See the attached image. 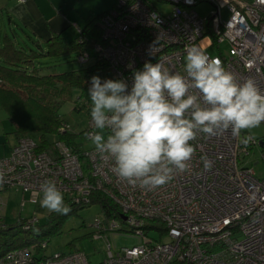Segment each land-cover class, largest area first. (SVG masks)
I'll return each mask as SVG.
<instances>
[{"label":"built area","instance_id":"2783aa9c","mask_svg":"<svg viewBox=\"0 0 264 264\" xmlns=\"http://www.w3.org/2000/svg\"><path fill=\"white\" fill-rule=\"evenodd\" d=\"M160 2L172 4L171 10L160 11ZM200 3L212 6L206 18L195 10ZM100 25L106 44L96 45V55L107 61L115 80H124L129 91L134 72L146 62H162L170 73L186 76V49L195 45L210 58H219L238 82L252 78L264 92V4L257 0H116ZM207 33L213 37L216 55L199 43ZM89 57L83 54L79 59ZM66 128L70 130V125L62 131ZM93 131L89 116L86 141H90L86 134ZM249 136L252 139L245 145L248 136L243 132L239 137L230 129L214 137L198 133L190 142L196 149L190 171L148 189L120 180L112 171L114 161L102 157L93 144L88 148L81 144L77 152L60 141L58 152L52 154L25 135L9 155L0 157V186L28 191L32 203L42 198L40 185L47 180L75 205L90 204L95 190L110 197L121 214L98 219L92 237L125 231L141 241L116 250L109 242L107 255L98 264H264V177L259 178L246 160L259 147L264 162V136ZM203 156L213 162L211 169H204ZM38 221L31 215L24 226ZM149 229L160 231V236L166 233V240L151 237ZM0 264L94 263L82 250L40 259L32 247H22L0 256Z\"/></svg>","mask_w":264,"mask_h":264},{"label":"clouds","instance_id":"9594fccd","mask_svg":"<svg viewBox=\"0 0 264 264\" xmlns=\"http://www.w3.org/2000/svg\"><path fill=\"white\" fill-rule=\"evenodd\" d=\"M185 60L186 76L170 73L162 62H146L134 72L130 91L124 80L91 78L88 95L96 131L87 139L114 161L112 171L129 185L152 189L190 171L196 151L190 142L198 133L214 137L230 129L239 137L264 123V92L254 79L238 82L219 58L195 45L186 49ZM201 160L205 170L212 168L207 156ZM40 191L41 207L58 214L70 211L54 181L42 182Z\"/></svg>","mask_w":264,"mask_h":264},{"label":"trees","instance_id":"16d2710c","mask_svg":"<svg viewBox=\"0 0 264 264\" xmlns=\"http://www.w3.org/2000/svg\"><path fill=\"white\" fill-rule=\"evenodd\" d=\"M148 1L155 3L160 0ZM109 11L89 16L80 30V36L75 39L67 38L63 31L54 33L44 42L33 40V43L4 35L0 45V105L14 122L18 137L38 133L39 148L42 150L55 154L58 152L56 144L64 141L79 152L82 141H78L76 136L80 134L85 138V129L80 133L71 132L68 128L62 131L68 123L60 114V109L66 102L76 101L74 108L85 110L90 116L92 103L88 89L91 78L99 76L102 81L115 80L107 61L99 59L95 50L97 44H106L100 20ZM90 47L94 49V61H91L92 55L88 53ZM69 54H75L81 67L55 71L57 64L52 59ZM83 54L90 56L84 62L79 59ZM51 136L56 138L51 141ZM90 200V204L75 205L64 198L70 211L67 214L53 212L50 225H40L38 221L32 227L25 228L27 218H21L15 224L0 222V256L14 249L32 247L37 258L53 257L56 253L40 256L48 248L50 235L57 231L62 220L71 212L93 203L100 204L106 217L118 218L121 214L120 207L99 190L92 192Z\"/></svg>","mask_w":264,"mask_h":264},{"label":"rangeland","instance_id":"374dc122","mask_svg":"<svg viewBox=\"0 0 264 264\" xmlns=\"http://www.w3.org/2000/svg\"><path fill=\"white\" fill-rule=\"evenodd\" d=\"M105 1V2H104ZM101 3V4H100ZM116 0H67L64 7L69 13V18L72 23L66 29V35L73 38L74 33L79 34L78 27L83 26L89 15L96 16L102 8L106 7L107 10H111L114 7ZM100 4V5H98ZM158 8L163 13H168L172 4L160 2ZM195 10L199 12L202 17H207L212 10V6L209 3H200L195 6ZM8 16L4 12L2 17L0 13V22L7 21ZM2 31V27L0 26ZM5 31H2L4 33ZM204 50L212 55L217 54L216 46L213 44V37L211 34L207 33L204 37L199 40ZM222 49L228 50L227 45H222ZM88 53L92 55L91 61H94V49L92 47L88 48ZM57 65L55 71L61 72L66 70L78 69L81 64L76 60L75 54H69L62 56L60 58L52 59ZM76 101L66 102L60 109V114L70 125V131L74 133H80L86 129L89 125V116L85 110L75 109ZM243 134L249 136L252 135L255 138H261L264 136V123L259 127L254 128L250 131L244 130ZM31 136L39 141L38 133H32ZM77 140L82 141V147L88 148L92 145L91 141H86L81 135H77ZM56 137L51 136L50 140H54ZM253 152V151H252ZM248 164L256 169V173L259 178L264 177V162L261 158L260 148H256L255 151L246 157ZM256 161L259 163L256 164ZM15 200L16 194L12 197ZM42 198H40L41 200ZM26 203L23 208L17 204V214H9L8 221L6 224H15L18 222L20 209L22 210V216L25 215H35L39 218L40 225H50L52 218L51 214L46 208L41 207L40 201L38 203H32L29 198L25 199ZM15 206H11V209H15ZM30 215V216H31ZM104 217V213L101 209L100 204L93 203L89 206L74 210L68 216H66L60 223L57 231L50 235V242L48 248L40 253V256L53 255L54 253L64 252L69 253L75 250L85 251L92 263L98 264L102 262L107 255L108 243H111L113 250L119 249L124 246H132L141 241V238L135 234L125 232V231H112L108 234H104L102 239H94L92 237V232L95 229V222L98 219ZM158 230L149 229V235L157 240L160 238L166 240L167 234L162 233ZM108 235L109 237H106Z\"/></svg>","mask_w":264,"mask_h":264},{"label":"crops","instance_id":"0c3cea01","mask_svg":"<svg viewBox=\"0 0 264 264\" xmlns=\"http://www.w3.org/2000/svg\"><path fill=\"white\" fill-rule=\"evenodd\" d=\"M66 1L0 0V13L2 17L4 16V12L8 16L7 21L0 22L2 31H5L2 33L0 30V45L5 34L15 36L17 40L28 41L29 43H33V40L44 42L54 33L61 31L69 39L78 38L80 30L87 20L83 26L78 27L79 34L75 32L73 38L68 37L65 31L69 27V24L72 23V20L69 18L68 11L64 8L66 7ZM105 10H107L106 7L97 11L100 13ZM18 139L14 122L9 118L7 111L0 105V157L9 155ZM14 194H16V198L12 200L11 197ZM26 198L30 200V193L28 191L17 187L2 188L0 186V222L6 225L9 214L18 215L16 206L18 204L23 208ZM12 204L16 207L13 210L11 209ZM30 215L22 216V210L20 209L18 220L28 218Z\"/></svg>","mask_w":264,"mask_h":264},{"label":"water","instance_id":"95a60500","mask_svg":"<svg viewBox=\"0 0 264 264\" xmlns=\"http://www.w3.org/2000/svg\"><path fill=\"white\" fill-rule=\"evenodd\" d=\"M121 217H122L123 219H126V216H125V215H121Z\"/></svg>","mask_w":264,"mask_h":264},{"label":"bare ground","instance_id":"6f19581e","mask_svg":"<svg viewBox=\"0 0 264 264\" xmlns=\"http://www.w3.org/2000/svg\"><path fill=\"white\" fill-rule=\"evenodd\" d=\"M35 254H36V251H35Z\"/></svg>","mask_w":264,"mask_h":264}]
</instances>
